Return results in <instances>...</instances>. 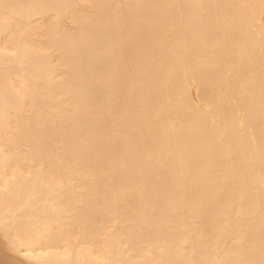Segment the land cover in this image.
I'll return each instance as SVG.
<instances>
[{"label": "bare ground", "instance_id": "6f19581e", "mask_svg": "<svg viewBox=\"0 0 264 264\" xmlns=\"http://www.w3.org/2000/svg\"><path fill=\"white\" fill-rule=\"evenodd\" d=\"M0 63V264H264V0H0Z\"/></svg>", "mask_w": 264, "mask_h": 264}, {"label": "rangeland", "instance_id": "374dc122", "mask_svg": "<svg viewBox=\"0 0 264 264\" xmlns=\"http://www.w3.org/2000/svg\"><path fill=\"white\" fill-rule=\"evenodd\" d=\"M106 9L108 10V8H106ZM61 16H62V18L64 17L63 15H61ZM60 18H61V17H60ZM63 20H64V23H65V17H64ZM66 20H67V19H66ZM58 21H59V20H58ZM59 22H60V21H59ZM59 22H58V23H59ZM67 22H68V21H67ZM67 22H66V23H67ZM61 24H62V23H59L60 26H61ZM69 24L71 25V23L63 24V28L66 27L65 25H68V28H71V27L73 26V25L70 26ZM59 25H58V27H59ZM69 26H70V27H69ZM107 27H109V26H107ZM68 28L66 27V29H64V30H65V31H68V30H69ZM103 28L105 29V27H103ZM103 28H102V31L105 32V35H107V33H106L107 31H105V30H108V34H109V35L111 34V36L108 35V36H106L105 39L103 40V43H106V42H107V43H106L107 48H108V47L110 48V49L108 48V50H106V51L103 53V54H104V55H103V58H104L105 60H107V61H111L110 58H113V57H114V54H113V56H112V53L115 52L114 50L116 49V47H119L120 44H121V46H122V45L124 44V41H123V42H122V41H118V40H115V39L113 38V36H112V32H111V29H112V28H111V29L108 28V29H105V30H103ZM60 29H61V28H60ZM67 29H68V30H67ZM72 29H73V27H72ZM72 29H71V30H72ZM71 30H70V31H71ZM73 30H76V29H73ZM65 31H64V32H65ZM73 32H74V31H73ZM109 32H110V33H109ZM66 33H67V32H66ZM71 34H72V33H71ZM112 38H113V39H112ZM113 40H115L116 42L113 41ZM122 40H123V39H122ZM119 42H120V43H119ZM118 44H119V46H117ZM75 45H76V44H75ZM75 45H73V46H75ZM110 45H112V46H110ZM106 46H105V47H106ZM75 48H76V49H73L74 51H71V52H73V53L75 52V53H76V52L78 51L77 48H79V47H78V46H75ZM79 49H80V48H79ZM111 49H112V50H111ZM109 50H110V51H109ZM108 51H109V52H108ZM112 51H113V52H112ZM110 52H111V54H109ZM105 53H107V54H105ZM106 55H108V56H106ZM109 55H110V56H109ZM2 56H3V55H2ZM6 56H7V55H6ZM6 56H4V57H6ZM111 56H112V57H111ZM107 57H109V58L107 59ZM2 58H3V57H2ZM3 59H4V58H3ZM105 60H104V61H105ZM2 61H4V60H2ZM7 62H8V61H7ZM1 63L3 64V62H1ZM1 63H0V65H2ZM10 63H11V62H10ZM10 63H9V65H11ZM81 63L83 64V62H81ZM81 63H79V64H81ZM82 64H81V65H82ZM4 65H5V63H4ZM9 65H8V67H9ZM12 65H14V64H12ZM0 67H1V66H0ZM3 67H4V66H3ZM6 67H7V66H6ZM110 80H111V81H110ZM113 80H114V79H113V76H112L111 78H108V81L106 80L105 83H106V82L108 83L107 86H108L109 84L112 85V83H114ZM105 83H104V84H105ZM111 85H110V86H111ZM105 86H106V84H105ZM18 147H19L18 149H20V150L24 148L23 145H19ZM192 257H193V256H192V254H191L190 259H191ZM195 257H196V256H195ZM16 258H17V257H16ZM18 258H20V257H18ZM18 258H17V259H18ZM193 259H194V260H193ZM18 260H19V259H18ZM20 260H21V259H20ZM192 260L194 261V264H195V258H192ZM196 260H197V259H196ZM190 261H191V260H189V262H190ZM189 262H188V264H189ZM196 262H197V261H196ZM20 263L27 264V263H25V262H20ZM190 263H193V262H190ZM196 264H198V263H196Z\"/></svg>", "mask_w": 264, "mask_h": 264}]
</instances>
